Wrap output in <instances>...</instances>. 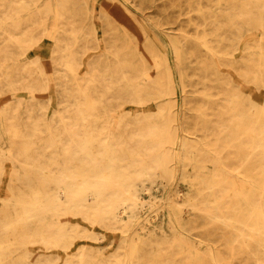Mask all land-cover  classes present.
I'll list each match as a JSON object with an SVG mask.
<instances>
[{
    "label": "bare ground",
    "instance_id": "obj_1",
    "mask_svg": "<svg viewBox=\"0 0 264 264\" xmlns=\"http://www.w3.org/2000/svg\"><path fill=\"white\" fill-rule=\"evenodd\" d=\"M135 3L0 0V264H264V0H163L206 150Z\"/></svg>",
    "mask_w": 264,
    "mask_h": 264
},
{
    "label": "rangeland",
    "instance_id": "obj_2",
    "mask_svg": "<svg viewBox=\"0 0 264 264\" xmlns=\"http://www.w3.org/2000/svg\"><path fill=\"white\" fill-rule=\"evenodd\" d=\"M123 5H125L128 9H130L132 12H134L135 14H137L139 17H142L140 12H138V8L136 6H138L135 2L136 0H119ZM156 5H158L157 7H155V5H152L150 7H147L144 9L145 12L149 15V19H145L144 23L145 25L151 30L153 36L156 39V42L159 48H160V55L163 56V61L161 64L159 63L158 65H156V59H154V69L157 70L158 72H164L166 65L173 71L174 74V78H175V83H176V90L178 93V100H177V104L176 105H171V115L173 117H176L178 119V123L179 124H183V117H184V111L186 110V107H191L192 111H194L195 113L193 114H185L186 116L190 115L188 117V123H193L195 121H201L198 118H205L207 119V124H208V128L206 130H203V133L198 131L195 133H190V131H192V129L190 128L188 132H184L182 131V137L183 135L187 138L186 142L191 145V144H197L198 146V141H200V145L204 148V150L206 149H210L213 148L216 145V142L212 139L213 135L216 133V127H217V118L210 112H207L206 114L203 115H199L200 112H196V110H198V104L196 102H189L186 103L184 106V102L182 99V91L178 82V74H177V66H176V60H175V56H174V51L172 48V44H171V39L166 35V32H170L173 35H176L180 32H184L185 29L187 28L186 23H184V18H185V12H181L180 9L177 8H172V6L169 4L166 10V16L163 18L161 15H159L163 3V0H154ZM183 20V21H182ZM97 23H98V30L102 31L101 26L99 25V20L96 19ZM156 22H159V24H157ZM189 33L191 35H195L193 33V31H189ZM175 37V36H173ZM224 50H228L230 49V46L227 45L223 48ZM233 49H235L236 53L237 52H244V43L242 41H238L237 43H235L233 45ZM241 55H238L236 58V60H241ZM153 71V69H152ZM227 75L234 80L235 83H237L236 81V74L235 73H227ZM155 108L152 107L149 111V114L155 112ZM192 111L189 113H192ZM174 124V123H172ZM201 137V138H200ZM203 142H206V145L203 144ZM232 179H236L234 177H231ZM193 180V176H192V172L187 168L186 170V176L184 178H182L181 176L176 177L174 179V181L178 184L179 187H183L184 182H189ZM184 188V187H183ZM182 195H189L190 192H188L187 190L184 189V191L181 193ZM192 238H194L192 236Z\"/></svg>",
    "mask_w": 264,
    "mask_h": 264
}]
</instances>
